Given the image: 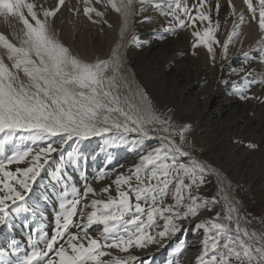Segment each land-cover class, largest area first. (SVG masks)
I'll use <instances>...</instances> for the list:
<instances>
[{"label":"snow or ice","instance_id":"obj_1","mask_svg":"<svg viewBox=\"0 0 264 264\" xmlns=\"http://www.w3.org/2000/svg\"><path fill=\"white\" fill-rule=\"evenodd\" d=\"M227 2L235 19L222 45V58H226L229 44L245 21V13H237L232 0ZM83 3V13L90 20L91 13L102 17L103 13L89 6V0ZM135 3L141 5L138 12ZM243 3L253 20L258 13L261 37L257 51L261 54L259 64L264 65V0H257L255 6L253 0ZM64 5L65 0H58L54 8L29 0H0V17L15 18L22 25L19 32H13L19 46L0 34V46L6 49L11 62L8 65L0 58V134H4L0 149L14 139L31 142L30 146L12 144L10 154L0 159V229L10 231L21 218L29 229L25 250L21 251L23 242L11 238L8 246L0 249V264H135L138 257L133 249L162 246L164 240L183 230L180 221L195 220L217 205L219 211L213 217L195 224L202 232L198 246H194V264H264V230H250L248 225L255 217L232 194V184L222 170L193 155L199 146L189 139L192 125L174 119L173 109L158 106L143 88L131 90L118 49L109 59L95 62L74 55L49 23ZM107 5L123 18L122 38L131 17L141 15L147 5L166 18L164 33L174 35L178 29L193 28V48L203 45L215 60L213 45L220 44L215 37L220 23L213 20L212 14L219 16V0H107ZM132 42H136L135 35ZM243 55L239 68L229 66L225 83L242 101L264 100V92L252 95L254 86L264 88V75L248 66L249 53ZM20 73L26 79H21ZM129 133L135 134L131 145L138 151L139 160L127 169V174L115 176V197L89 200V196L100 193L84 181L83 192L73 186L71 191L64 187L58 193L59 210L51 232L28 223L29 214L34 220L51 199L47 192L36 193L33 185L45 165L54 161L53 153L69 141L78 145L97 136H106L115 147L126 142ZM149 140L157 143L146 145ZM246 146L258 147L251 142ZM73 163H79L76 149L61 152L50 180L55 181L53 189L61 182L67 184L65 166ZM208 174L218 178V191L212 197L199 195ZM109 175L108 170L99 169L96 180ZM111 188L109 184L101 193L109 194ZM37 196L39 199H34ZM94 225L101 226L96 235L89 231ZM186 246L181 240L173 251L179 253ZM105 249L128 255L112 256ZM106 256L112 258L102 259ZM139 264L148 262L141 259Z\"/></svg>","mask_w":264,"mask_h":264},{"label":"rangeland","instance_id":"obj_2","mask_svg":"<svg viewBox=\"0 0 264 264\" xmlns=\"http://www.w3.org/2000/svg\"><path fill=\"white\" fill-rule=\"evenodd\" d=\"M29 2L43 5L45 8H54L58 0H29ZM214 2L215 0H213ZM219 3V14L222 12L223 16L219 18L215 12L212 14L214 21L221 19L219 22L221 24L215 32V37L220 44L213 45L215 60L212 59V53H209L203 45L193 48L195 40L191 35L193 28L178 29L174 35L164 33L163 28L167 26L166 18L147 5L145 6L147 10L138 17L136 32L133 34L136 37V42H132L130 45L127 59L134 67L136 62L144 57L143 60L146 62L141 74L143 85L146 88L144 89L149 92L151 99L158 106L166 105L172 108L174 119L192 125L189 139L199 146L193 155L222 170L224 176L232 184V194L242 202L247 212L255 217L253 223L248 227L250 230L260 231L264 230V223H261L264 221V100L252 98L242 101L225 83L229 79V66L239 68L244 62L243 54L245 52L249 53L248 66L257 68L259 73L264 75V65L259 64L261 54L257 51L259 47L257 41L261 37L258 13L256 19L253 20L243 0H232L237 13L241 11L245 13V21L238 29L239 35L234 37L229 44L226 58H222V45L232 31L231 21L235 17L230 15L231 9L228 7L227 0H219ZM253 3L255 6L257 0H253ZM89 6L103 13L102 17L91 13L92 19L90 20L83 13V0H65V5L61 7L57 16L49 20L56 36L74 55H76L75 50L77 49L81 55L91 57L96 61L97 59H109L113 50L118 49L123 61L124 40L121 31L123 18L110 5H107V0H99V2L89 0ZM140 7L141 5L137 3V12ZM145 17H148L149 20L146 21ZM93 20L97 22L93 23ZM147 22L153 25L150 32H147ZM21 28L22 25L17 19L9 17L8 20H5L4 17H0V33L3 35L8 33L18 46L19 41L13 32H19ZM198 30L202 31L203 29ZM133 35L130 38L131 41ZM160 35H164L166 38L160 39ZM154 41L170 45L172 48H166L168 51L163 49L156 52L155 48L151 46ZM169 42L174 43L175 47ZM176 43L178 46L175 45ZM3 49L6 51L5 48ZM177 54L179 56H176ZM5 56V63L10 65L11 62L7 60V51ZM174 59H177L174 61L175 63ZM20 76L21 79H26L22 73ZM163 76H168L167 80L162 78ZM162 84H165L164 87ZM253 90L254 97L260 96L264 92V88L260 86H256ZM124 92L126 94L127 89ZM114 134L113 132L106 135ZM3 135L0 134V137ZM127 136L126 142H121L115 147L111 146V142L106 139V136L91 137L81 141L78 145L69 141L63 149L53 153L54 161L45 165L41 171V177H38L37 182L33 185L36 193L47 192L51 195V199H48L45 206L41 207L40 214L34 220L29 214L28 223L51 232L54 228V216L59 210L58 193L64 187L71 191L73 186L83 192L84 181H87L97 193H100L97 197L89 196V200L92 198L106 199L108 195L115 197V185L112 183L115 176L119 173L127 174V169L139 160L138 151L131 145L135 134L129 133ZM249 142L256 144L257 149H249L246 146ZM30 143V141L19 139L10 141L5 149H0V159H3L6 154H10L12 144L30 146ZM156 143V141H145L146 145ZM74 149L79 153V163L66 165L67 184L61 182L53 189L52 183L55 181L52 180L50 183V180L59 162L61 152H69ZM11 167L15 168L16 165ZM99 169L108 170L110 175L97 181L96 176ZM109 184L112 185L110 193H101V189ZM217 191L218 182L208 174L206 183L199 189V195L212 197L217 194ZM34 199H39V197H34ZM41 202L43 203V201ZM216 211H219L218 205L211 212H202L195 220L180 221L184 225L183 230L164 240L162 246L153 244L145 249H133V254L138 257L135 264H139L141 259L147 261L148 264H194L197 255V249L194 246H198L202 232L201 229L195 227V224L202 218L213 217ZM159 223L162 225L163 221H159ZM100 228L101 226L94 225L89 231L96 235ZM0 232L7 233L6 236L0 235L6 239L3 248H6L9 240L14 237L17 241L23 242L21 251L25 250L24 244H26L29 229L25 228L23 218L18 220L16 226L10 231L0 229ZM181 240L186 241L187 246L181 252L175 253L173 249L178 246ZM2 243L3 240L0 241V244ZM3 248L0 247V249ZM105 251L112 253V256L121 258L128 255V253L116 249H105ZM111 258L106 256L102 259Z\"/></svg>","mask_w":264,"mask_h":264},{"label":"bare ground","instance_id":"obj_3","mask_svg":"<svg viewBox=\"0 0 264 264\" xmlns=\"http://www.w3.org/2000/svg\"><path fill=\"white\" fill-rule=\"evenodd\" d=\"M236 1V0H235ZM117 2H118V0H117ZM136 4L137 3H135L134 4V9L137 11V9H136ZM223 16V13L221 12L220 14H219V18H221ZM138 17H139V15H134V16H132L131 17V19H130V23H129V25H128V28H127V31L126 32H124V34H123V56H122V58H123V75L126 77V79H127V81L130 83V87H131V90L133 91V92H136L138 89H137V86H139L140 88H145L144 87V83H143V81H142V77H141V74H142V71H143V66H144V64H145V60H143L144 59V57L142 58V59H139L137 62H136V64L134 65V67H132L131 66V64L129 63V61H128V59H127V57H128V51H129V49L131 48L130 47V45L132 44V41L130 40V38H131V36L133 35V34H135V30H136V28H137V22H138ZM143 19V18H142ZM220 21H221V19H220ZM219 21V22H220ZM223 22V21H222ZM10 23V22H9ZM148 23V27H147V32H150V28L153 26V25H150V23L149 22H147ZM160 23H161V20H160ZM164 23V22H163ZM221 24V23H220ZM150 25V26H149ZM14 26V25H13ZM224 26V25H223ZM7 28V27H6ZM227 28V27H226ZM230 28V27H229ZM145 29H146V27H145ZM152 30V29H151ZM1 34V33H0ZM3 35V34H2ZM8 40H9V42H11V43H13V44H15L16 45V43L14 42V40L11 38V36L7 33V34H5L4 35ZM58 38V37H57ZM147 38V37H146ZM183 38V37H182ZM59 39V38H58ZM85 39V38H84ZM148 40V39H147ZM61 41V40H60ZM62 43H63V41H61ZM172 46H174V43H171V42H169ZM64 44V43H63ZM175 45H177V43L175 44ZM18 46V45H17ZM151 46H153L154 48H155V51L156 52H158V51H161V50H163V49H166V48H172L170 45H167V44H160V43H158V42H152L151 43ZM178 46V45H177ZM179 46H180V44H179ZM175 47V46H174ZM167 50V49H166ZM168 51V50H167ZM75 52H76V55L79 57V58H81L82 60H84V61H86V62H95V60L93 59V58H91V57H88V56H83V55H81L80 54V52L76 49L75 50ZM5 53H6V51H4V49L0 46V58H3L4 59V62H5ZM181 56H183V55H181ZM180 56V57H181ZM186 56V55H185ZM146 57V56H145ZM160 57V56H159ZM182 58V57H181ZM174 61H177V59H174L173 60V62ZM189 61V60H188ZM190 62H192V61H190ZM199 62V61H198ZM175 63V62H174ZM167 64V63H166ZM185 65V64H184ZM192 65V64H191ZM190 65V66H191ZM182 67V66H181ZM183 67H185V66H183ZM168 68H170L169 66H168ZM189 68V67H188ZM192 68V67H191ZM194 68V67H193ZM180 69H182V68H180ZM185 70V69H184ZM187 70V69H186ZM191 70V69H190ZM179 72V71H178ZM191 73V72H190ZM170 75H172V74H170ZM185 75V74H184ZM194 75V74H193ZM168 76H163L162 78H164V79H166ZM185 77H186V75H185ZM154 78V77H153ZM187 78V77H186ZM190 78V77H189ZM155 80V79H154ZM167 80V79H166ZM174 79H172V81H173ZM178 80V79H177ZM157 81V80H156ZM155 81V82H156ZM169 81V80H168ZM193 81V80H192ZM158 82V81H157ZM156 82V83H157ZM173 82H175V81H173ZM151 83V82H150ZM155 83V84H156ZM160 83V82H159ZM193 83V82H192ZM154 84V83H153ZM168 84V83H167ZM174 84V83H173ZM151 85V84H150ZM149 85V86H150ZM163 85V87H164V85L165 84H162ZM176 85V84H175ZM179 85V84H178ZM151 86H153V85H151ZM153 87H155V86H153ZM152 87V88H153ZM166 87V86H165ZM255 87L256 86H254V90H255ZM151 88V89H152ZM160 88V87H159ZM169 88V87H168ZM146 89V88H145ZM144 89V90H145ZM165 89V88H164ZM169 89H171V88H169ZM159 90V89H158ZM174 90V89H173ZM253 90V91H254ZM128 91V90H127ZM148 94H149V92L147 91V90H145ZM167 91H168V89H167ZM258 92V91H257ZM167 93V92H166ZM169 93V92H168ZM171 95V94H170ZM150 96V95H149ZM234 96V95H233ZM170 100V99H169ZM230 100V99H229ZM227 101H228V99H227ZM133 102H138L137 100H134ZM229 103V102H228ZM231 103V102H230ZM202 114V113H201ZM26 135V134H25ZM97 137H99V136H97ZM92 138H96V137H92ZM149 141H152V140H149ZM234 155V154H233ZM232 158L233 159H235L233 156H232ZM231 158V159H232ZM241 159H242V157H241ZM205 161V160H204ZM205 162H207V161H205ZM208 163V162H207ZM234 163V162H233ZM238 164H240V163H238ZM240 166V165H239ZM225 167V166H224ZM212 176H213V178L215 179V181H217L218 182V178H217V176L215 175V174H212ZM242 177V176H241ZM7 232V231H6ZM15 235V234H14ZM8 236H9V234H8Z\"/></svg>","mask_w":264,"mask_h":264},{"label":"water","instance_id":"obj_4","mask_svg":"<svg viewBox=\"0 0 264 264\" xmlns=\"http://www.w3.org/2000/svg\"><path fill=\"white\" fill-rule=\"evenodd\" d=\"M153 142L155 141V140H152ZM184 159H187V158H184ZM199 160H201V161H204V160H202V159H200V158H198ZM205 162V161H204ZM211 176H212V174H210Z\"/></svg>","mask_w":264,"mask_h":264},{"label":"crops","instance_id":"obj_5","mask_svg":"<svg viewBox=\"0 0 264 264\" xmlns=\"http://www.w3.org/2000/svg\"><path fill=\"white\" fill-rule=\"evenodd\" d=\"M176 56H179L178 54Z\"/></svg>","mask_w":264,"mask_h":264}]
</instances>
